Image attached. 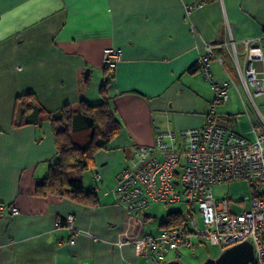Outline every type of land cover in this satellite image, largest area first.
Listing matches in <instances>:
<instances>
[{
  "label": "crops",
  "instance_id": "1",
  "mask_svg": "<svg viewBox=\"0 0 264 264\" xmlns=\"http://www.w3.org/2000/svg\"><path fill=\"white\" fill-rule=\"evenodd\" d=\"M246 39L259 40L263 60L253 64L264 75V0H0V204L6 206L0 264H141L144 246L117 245L139 224L117 201L120 173L136 146L154 143L158 129L202 126L213 100L211 79H233L230 92L243 98L240 75L264 116V95L251 96L239 68L246 67ZM108 47L123 54L105 73ZM203 54H210L211 79L198 65ZM105 75L122 129L84 173L97 204L37 195V183L58 160L48 115L65 105L77 110L82 99L102 100ZM26 94L44 112L37 122L18 125L19 97ZM239 109L233 98L217 107L225 127L254 138L258 119H244ZM11 205L20 212L11 215ZM67 214L75 217L74 234L65 220L59 224ZM139 214L145 232L153 233L146 230L148 212ZM72 238L74 245L65 243ZM166 259L150 264H169Z\"/></svg>",
  "mask_w": 264,
  "mask_h": 264
},
{
  "label": "built area",
  "instance_id": "2",
  "mask_svg": "<svg viewBox=\"0 0 264 264\" xmlns=\"http://www.w3.org/2000/svg\"><path fill=\"white\" fill-rule=\"evenodd\" d=\"M245 44L247 62L244 69L239 67L240 72L252 97L264 95V75L253 64L263 60V48L259 40L246 39ZM209 50L212 52V46ZM122 54L121 48H106L105 65L114 68ZM198 65L211 79L210 54L201 55ZM211 80L213 100L202 126L178 132L158 129L154 143L136 146L120 173L114 189L117 201L139 224L136 232H125L117 245L144 246L146 254L141 264L165 261L170 250L191 248L203 240L225 249L250 242L254 258L248 264H264V116L258 110L260 118L252 127L254 138L225 127L217 107L229 101L235 82ZM242 179L252 181L255 190L251 207L237 212L234 207L245 201L244 194H234L231 202L227 197H217L212 187ZM182 199L189 208L184 221L165 226L157 234L145 232V220L139 213L154 202L174 203ZM5 211L6 206L0 204V216ZM19 212L17 206H10L11 215ZM62 220L74 234V215L67 214L59 224ZM65 243L74 245L75 240Z\"/></svg>",
  "mask_w": 264,
  "mask_h": 264
},
{
  "label": "trees",
  "instance_id": "3",
  "mask_svg": "<svg viewBox=\"0 0 264 264\" xmlns=\"http://www.w3.org/2000/svg\"><path fill=\"white\" fill-rule=\"evenodd\" d=\"M109 67L105 65V73ZM105 75L100 92L102 100L92 103L86 99L80 101L79 108L72 110L65 105L57 112L48 115L55 137L58 160L50 165L49 174L36 185V194L48 196L51 194L66 197L84 204H97V194L88 190L84 173L94 167L96 152L105 148L112 139L120 133L122 124L109 104L106 89L110 77ZM33 94L19 97L24 101L22 119L18 125L35 123L44 109L35 104ZM83 130H90L86 143L75 140V135ZM184 221L182 212H169L161 226H173Z\"/></svg>",
  "mask_w": 264,
  "mask_h": 264
},
{
  "label": "rangeland",
  "instance_id": "4",
  "mask_svg": "<svg viewBox=\"0 0 264 264\" xmlns=\"http://www.w3.org/2000/svg\"><path fill=\"white\" fill-rule=\"evenodd\" d=\"M100 78L102 79V75H100ZM235 81L242 92L243 98L237 89L231 90L230 95L232 97L230 98H233L238 108H240V114L243 115L245 117L244 119L247 120H250V117L252 118V120L259 119V113L256 111L252 99L249 96L240 75L236 77ZM96 95H98V89H96ZM100 101L101 100H98L94 103H98ZM89 135L90 130H83L76 134V140L85 142L89 139ZM212 189L217 197H227L231 202L233 201L232 196L234 194L243 193L246 199L245 201H242L239 204L235 205L234 210L237 212L241 211L244 208L251 207V201L255 190L254 186L252 185V181L248 179L217 183L213 185ZM146 211L149 214V216L146 218V230L147 232L153 230V233L157 234L159 232V224L165 218H167L169 212L179 211L182 212L184 216H187L189 208L184 199H182V201L174 203L154 202L146 209ZM199 225L201 228L204 227L202 220H200ZM224 250L225 248H223L222 246L212 245L211 243L203 240V242H198L191 248L180 249V255L175 254L174 252L168 253L166 261L170 262L175 259L180 260L185 264H200L210 257L217 258L223 253Z\"/></svg>",
  "mask_w": 264,
  "mask_h": 264
},
{
  "label": "water",
  "instance_id": "5",
  "mask_svg": "<svg viewBox=\"0 0 264 264\" xmlns=\"http://www.w3.org/2000/svg\"><path fill=\"white\" fill-rule=\"evenodd\" d=\"M254 258V247L250 242H244L227 248L217 258H208L200 264H248ZM169 264H185L180 260L170 261Z\"/></svg>",
  "mask_w": 264,
  "mask_h": 264
}]
</instances>
